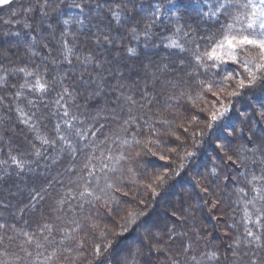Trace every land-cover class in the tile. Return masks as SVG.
Returning <instances> with one entry per match:
<instances>
[{"label": "trees", "instance_id": "16d2710c", "mask_svg": "<svg viewBox=\"0 0 264 264\" xmlns=\"http://www.w3.org/2000/svg\"><path fill=\"white\" fill-rule=\"evenodd\" d=\"M195 1L150 29L149 0L0 5V264H264V163L236 151L264 129V79L197 62L230 21Z\"/></svg>", "mask_w": 264, "mask_h": 264}, {"label": "snow or ice", "instance_id": "6c2138e0", "mask_svg": "<svg viewBox=\"0 0 264 264\" xmlns=\"http://www.w3.org/2000/svg\"><path fill=\"white\" fill-rule=\"evenodd\" d=\"M10 3V0H0V5H7ZM128 3L132 5V8L129 11H134L137 9L135 0H128ZM76 7H80L76 5ZM127 7V5H125ZM189 6L183 3V0H149L148 8L145 9L144 5H139L140 12H147L153 19L151 23H149L146 28L150 29L152 24H154L157 20L161 18L162 14H168L169 16L176 15L178 18V14L180 13L181 9H187ZM196 7L200 8L201 12H203V8L197 3ZM211 11L205 13L211 16H217L221 9L224 10V15H230L231 22L225 23L221 26V38L215 41L214 45L211 47L210 50H205L202 56H198L197 62H200L204 58L209 61H215L219 64H226L229 61L233 62L234 64H238L240 69H242L243 73H247L246 78H240L241 72L237 70H233V72L229 73L225 79L228 80H235L236 89L243 90L245 87H250L252 83H254L257 79H264V0H244V2L240 3L237 0H223V2L218 3L215 8H212V5L208 6ZM235 9V14L233 15L230 10ZM83 11V8H81ZM130 19L135 20L136 17H130ZM63 23L65 25L69 24L68 20H64ZM79 23H83V21H79ZM238 26V27H237ZM179 31V29H177ZM135 32V28L132 29ZM147 34V32H146ZM170 47L179 49L181 52L184 49L178 43L173 42ZM129 55H135L134 49L128 50ZM247 55L245 56V54ZM240 57H244L240 59ZM86 60L89 58L86 57ZM213 66H216L215 64ZM20 71H24V69H20ZM260 74L259 76L257 74ZM31 75V73H28ZM247 80V84H246ZM37 85L44 89V85H41L39 80H37ZM233 89L228 91V96L236 97L241 94L240 91ZM207 90L212 93V96L216 98V106L222 108L220 112H212L210 119L215 122L218 119V116H223L229 109L227 106L223 104V101L220 99V96L217 92L212 90V85L209 84ZM224 91V89H221ZM264 108V105H262ZM67 115V113H65ZM259 115L264 118V110H262ZM236 129L233 131L228 132V136L235 138ZM241 132L243 129L240 130ZM238 139V138H236ZM259 140V143L257 142ZM47 143V142H46ZM139 143V141H137ZM225 145L218 144L217 148L221 149V151H225ZM236 151L238 153L244 152H251L253 156L259 155L261 157V163H264V129H261V136H250L248 137V142L246 144H239ZM226 160L229 162L230 165L244 164V160L240 158L239 155L236 158H233V153L231 151H227L225 153ZM15 159V158H14ZM164 159V157H161ZM255 162V161H253ZM19 166V165H18ZM183 165H181L182 167ZM214 174V173H213ZM160 181H163V177H158ZM258 178L253 175L252 181H256ZM109 187H112L109 185ZM204 192H207V187L202 189ZM260 189H257L259 193ZM91 195V193H88ZM264 199V197H261ZM215 207V204H213ZM257 213H261V209L256 210ZM264 214V213H261ZM128 217H131L132 220L135 218L132 216V213L127 214ZM173 216H176V213H172ZM179 219V217H177ZM251 219V217H249ZM257 224L260 223V220L257 219ZM2 227V225H0ZM246 234L249 237H253V239L257 242V246L260 247L259 236H254L251 230L246 229ZM33 241L31 238L27 240V243L31 244ZM36 247H41L40 243L36 242ZM231 248V245L229 246ZM187 249H185L186 251ZM26 251V250H25ZM102 249L100 247L95 248L96 255L101 253ZM157 251H160L157 242ZM231 254L236 256L235 248H232ZM31 255V253H28ZM52 255H55L53 253ZM248 253H244V256H247ZM46 259H51V257H47ZM216 259H219L216 257ZM173 264H178L177 261H173ZM231 264H238L236 259L231 261ZM251 264H255V261H252Z\"/></svg>", "mask_w": 264, "mask_h": 264}, {"label": "rangeland", "instance_id": "374dc122", "mask_svg": "<svg viewBox=\"0 0 264 264\" xmlns=\"http://www.w3.org/2000/svg\"><path fill=\"white\" fill-rule=\"evenodd\" d=\"M221 1H215V0H200V1H195L193 2V5L195 6V8L197 9L196 7V4L198 3L200 5L201 8H203V12H201L200 8L197 9L198 12L201 13L202 16L204 17H212V18H217L219 16V13L217 16H211V15H207L205 13H208L211 11V9L208 7L209 5H212V8H215V6L220 3ZM223 2V0H222ZM237 2H244V0H237ZM205 8V9H204ZM224 11V10H223ZM230 12L234 15L235 14V9H231ZM229 19V21L231 22V17L230 15H226ZM238 27V26H237ZM175 202V201H174ZM166 208V207H164ZM161 216L158 215V216H154L152 221L150 222V224H148V227H146V230L148 231L150 229V227L157 221V219H160Z\"/></svg>", "mask_w": 264, "mask_h": 264}]
</instances>
